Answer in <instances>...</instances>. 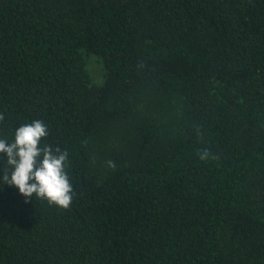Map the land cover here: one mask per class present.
Returning <instances> with one entry per match:
<instances>
[{
	"label": "trees",
	"instance_id": "1",
	"mask_svg": "<svg viewBox=\"0 0 264 264\" xmlns=\"http://www.w3.org/2000/svg\"><path fill=\"white\" fill-rule=\"evenodd\" d=\"M0 116L74 189L0 187V264H264V0H0Z\"/></svg>",
	"mask_w": 264,
	"mask_h": 264
},
{
	"label": "clouds",
	"instance_id": "2",
	"mask_svg": "<svg viewBox=\"0 0 264 264\" xmlns=\"http://www.w3.org/2000/svg\"><path fill=\"white\" fill-rule=\"evenodd\" d=\"M48 134V126L42 120H33L16 128L13 139L0 137V154L6 157L0 160V187H15L26 201L35 196L67 209L74 195L66 171L68 152L43 144ZM207 155L205 151L200 159ZM108 166L115 168L111 161Z\"/></svg>",
	"mask_w": 264,
	"mask_h": 264
}]
</instances>
